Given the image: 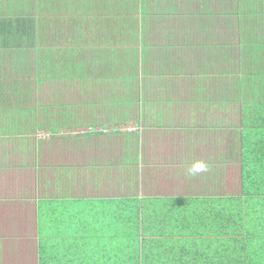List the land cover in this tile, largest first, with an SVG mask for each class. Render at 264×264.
<instances>
[{
  "label": "crops",
  "instance_id": "obj_1",
  "mask_svg": "<svg viewBox=\"0 0 264 264\" xmlns=\"http://www.w3.org/2000/svg\"><path fill=\"white\" fill-rule=\"evenodd\" d=\"M238 252L264 264V0H0V264Z\"/></svg>",
  "mask_w": 264,
  "mask_h": 264
},
{
  "label": "trees",
  "instance_id": "obj_2",
  "mask_svg": "<svg viewBox=\"0 0 264 264\" xmlns=\"http://www.w3.org/2000/svg\"><path fill=\"white\" fill-rule=\"evenodd\" d=\"M244 194V193H243ZM244 198H240V197H238V199H237V208H236V215L237 216H241V217H243L244 216V214H245V208H244ZM242 223H239L238 224V234L240 233V234H242V236L240 237V238H238V240H237V244H236V247L237 248H242L243 249V247H244V240H243V233H242V231L241 230H243L242 228ZM237 257H236V263L237 264H239V263H243V258H244V256H243V253H237Z\"/></svg>",
  "mask_w": 264,
  "mask_h": 264
},
{
  "label": "clouds",
  "instance_id": "obj_3",
  "mask_svg": "<svg viewBox=\"0 0 264 264\" xmlns=\"http://www.w3.org/2000/svg\"><path fill=\"white\" fill-rule=\"evenodd\" d=\"M207 168H208L207 162H205L203 160H197L188 166L187 174L188 175H195L197 173H201V172L206 171Z\"/></svg>",
  "mask_w": 264,
  "mask_h": 264
},
{
  "label": "built area",
  "instance_id": "obj_4",
  "mask_svg": "<svg viewBox=\"0 0 264 264\" xmlns=\"http://www.w3.org/2000/svg\"><path fill=\"white\" fill-rule=\"evenodd\" d=\"M133 128H122V130H132Z\"/></svg>",
  "mask_w": 264,
  "mask_h": 264
}]
</instances>
